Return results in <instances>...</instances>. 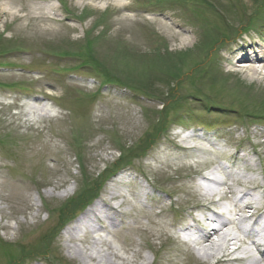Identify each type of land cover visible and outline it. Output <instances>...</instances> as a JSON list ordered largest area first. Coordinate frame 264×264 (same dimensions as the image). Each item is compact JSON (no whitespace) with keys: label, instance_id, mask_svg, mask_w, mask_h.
<instances>
[{"label":"rangeland","instance_id":"obj_1","mask_svg":"<svg viewBox=\"0 0 264 264\" xmlns=\"http://www.w3.org/2000/svg\"><path fill=\"white\" fill-rule=\"evenodd\" d=\"M123 1L36 3L45 18L24 17L20 0L17 19L0 15V264H86L93 235L127 258L138 250L139 264H215L180 234L208 203L204 172L231 167L230 183L252 194L264 185V69L221 71L243 52L231 50L264 49V0ZM35 99L46 111L28 112ZM99 201L117 226L100 208L102 230L72 240L67 230ZM141 209L177 228L126 230ZM99 248L103 264H124Z\"/></svg>","mask_w":264,"mask_h":264},{"label":"bare ground","instance_id":"obj_2","mask_svg":"<svg viewBox=\"0 0 264 264\" xmlns=\"http://www.w3.org/2000/svg\"><path fill=\"white\" fill-rule=\"evenodd\" d=\"M20 0H0V15L7 19H17L16 13L12 10V7L15 6ZM28 6V13L24 17H45L49 18L46 13L43 11L42 7H36V3H46L48 4L49 11L54 10L55 8L50 4L51 0H26ZM81 4H92L93 2H99L104 0H78ZM113 5H120L123 8L128 7L127 4L123 0H107ZM116 2V4H115ZM34 4V5H32ZM55 19V18H54ZM155 21H160L162 25L166 26V23L159 19V17L154 19ZM222 30V28H219ZM179 31L176 29V33ZM170 35L172 33L169 30ZM260 43L257 41V46ZM255 49V45L251 44L250 46H246L245 48H235V50H231V55H236L238 50H242V54H238L237 59L228 56L226 62L230 63L231 67H228L226 72L228 74H237L239 72V67L244 65L248 67L253 73H258L261 69H264V49H260L256 52L253 51ZM236 51V52H235ZM264 78V74L263 77ZM32 105L29 106L28 112H44L46 111V105L38 106V100H32ZM189 138H185L184 141L188 140ZM188 147L192 148L194 146L189 145ZM199 151H203V149H199ZM253 167L248 164L247 170H251ZM206 172L207 175L202 176V183L199 184V188L201 192L207 195H211L209 199H207L208 203H200L197 205L198 209L191 208L188 211V217L184 224H182L181 231H185L186 234H196L195 238H189L188 241L183 240L188 247L191 248L190 243H193L194 246L203 245V250H205L204 254L209 259L218 257L219 263H231V264H264V248H260L261 243L255 240H252L251 237L254 233V225L249 220L248 217H238V212H249L252 211L256 215H262L264 211V207L260 205L257 198H255L252 192L246 191H238L237 187L241 186L244 187V184L241 182H236L235 184L230 183L229 179L232 178L234 174L238 172L232 169L231 167L225 166H217V167H210ZM218 172H223L225 177H220L217 175ZM240 175V173H239ZM229 176V177H228ZM213 188H221L223 190V198L229 201V206L225 207L224 210H217L211 205L213 203H217L216 199L214 198L218 193ZM245 188V187H244ZM254 189L259 188V186L253 187ZM252 188V189H253ZM225 189V190H224ZM212 190V191H211ZM112 198H117V194L114 193ZM99 208L103 212H106L105 218L110 225L116 227L117 221L111 214H108V210H114V206L108 205L107 207L101 203H98L91 209L82 220H79L74 226L70 227L67 230L69 237L72 240H80L82 242L83 238L81 239V232L86 229L87 231L91 232V234H97L99 231L102 230L103 225L98 224L92 218V216H97L96 213H100ZM195 211H201L205 214L206 219L209 222L217 223L215 227L212 228H205L204 226L200 225L196 220L193 219V214ZM141 215H148L150 217L149 226L142 227L138 222V218ZM137 220V225L135 227H125L126 230L143 234L146 237H154V236H162L168 235L169 228L173 227L176 229V224H170V219L167 214L163 211L160 213H154L145 211L141 209L135 217ZM103 222V221H102ZM234 227L237 229V232H231V228ZM111 232V231H109ZM86 242H88V236L85 235ZM122 237V236H121ZM102 246H106V248L113 254L114 257L121 258V261H124V264H139V260L142 258V254L140 252L135 251L133 254V258H127L126 256L119 255L113 248V246L106 241H102L99 238L93 235L91 245L86 247L83 250H80L82 258L85 259L88 263L94 260L97 264H103L104 261H107V256L102 253V249L99 248ZM250 245H254L258 247L259 253H253L251 251ZM193 246V247H194ZM124 252L128 250L123 248ZM236 252H241L244 257H232L233 254Z\"/></svg>","mask_w":264,"mask_h":264}]
</instances>
